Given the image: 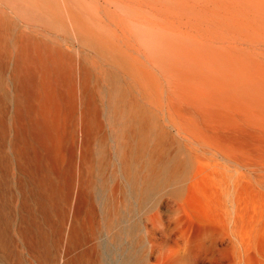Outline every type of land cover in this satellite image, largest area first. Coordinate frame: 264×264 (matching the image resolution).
I'll use <instances>...</instances> for the list:
<instances>
[{
    "label": "bare ground",
    "instance_id": "1",
    "mask_svg": "<svg viewBox=\"0 0 264 264\" xmlns=\"http://www.w3.org/2000/svg\"><path fill=\"white\" fill-rule=\"evenodd\" d=\"M201 183L232 263L264 264V0H0L1 253L55 238L100 264L104 228L118 264H151ZM128 199L147 221L113 233Z\"/></svg>",
    "mask_w": 264,
    "mask_h": 264
},
{
    "label": "rangeland",
    "instance_id": "2",
    "mask_svg": "<svg viewBox=\"0 0 264 264\" xmlns=\"http://www.w3.org/2000/svg\"><path fill=\"white\" fill-rule=\"evenodd\" d=\"M65 47H72V46L66 45ZM86 58L90 60L92 63L96 62V59H94L92 56L91 58L89 56H87ZM10 73L11 71L7 73L4 76V78L9 77ZM118 77H116L115 80H117L118 82L119 89L123 90V88L125 87V83L123 80L124 78L120 75ZM91 86L92 87L96 86V77L94 75L92 76V79H91ZM9 91H11V89H9ZM107 92L108 90L106 89L105 93ZM110 113H111V108L106 105L105 115L103 117V120L106 121L108 125H109L108 117ZM105 130L108 131V127H106ZM110 144L112 145V143ZM65 158H68V157L66 156ZM113 169H114V162L110 168V171ZM76 174H77V170H76V167H74L73 177L76 176ZM112 186H113L112 182L106 184L105 193L108 194L110 190L112 189ZM171 188L172 187H170V189ZM205 191L206 190L203 186V183H201V185L195 189L194 194L185 199V203L183 206L184 210H183V214L181 217L182 223L180 226L181 228H179V230L184 229L187 232L185 236L187 238V249H186V254L188 253L187 254V264H227V263L233 264L232 262L234 259V253H233L234 250H233V246H232V243L229 237L226 236L225 234H222L221 228H219L218 226L205 224L200 219L199 215L201 212H203L202 206H204V201L206 200ZM162 199L166 200L167 198L162 197ZM103 202L104 201H101L100 203V201H98L97 205H100V206L104 205ZM193 203L196 205V207ZM126 205H127L126 207L121 206V208L123 209L119 210L120 215L122 216L123 223L120 224L118 227L116 226V228H114L113 230V233L119 232V230L121 229L127 230L129 226L137 222L145 225L147 221L148 215L146 214V211L144 210L143 207H140L138 205L136 200L128 199ZM162 210H163L162 215H161L162 224H166V225L170 224L171 227H173L174 224L172 223L171 212L169 211L168 208H162ZM250 214L252 216L256 214L254 208L251 210ZM179 230L177 233L168 234V235L163 234L162 231L160 230L158 231L157 236L158 235L159 236L158 238L156 236V238L158 239L156 240V242L158 241L159 242L157 243L158 245H156L157 247L155 246L156 250L154 249V251L151 253V258H150L151 264H171L174 262V259L172 256L173 253L172 252L169 253L168 250L173 251L172 249H176V248L180 249L181 247H184L185 245L184 239L181 237ZM206 231H210L211 233L207 234ZM263 231H264V228H263ZM106 232L107 231L103 228V232L99 234L100 241H99V247H98V258L100 260V264H114V262L115 264H118L119 257L118 255H116L117 253H113V252H116V249L110 248L109 243H106L109 241V238L111 237V235L108 234V232L107 233ZM160 238L161 239L163 238L165 240L164 244H163L164 240L163 239H162L163 241L159 240ZM172 239L177 241L176 244H174L175 241ZM6 240L7 242H11V243H16V242L20 243L21 241L15 235L9 236ZM48 241L49 243H51L52 246L50 247L49 250L42 251L40 254L29 252L28 250H25L24 248H19V250L16 252H9V251L7 253L0 252V264H5V262L6 264H61V262L63 264V260H61L60 252L57 249V241L55 240V238H50ZM160 243H162L163 245H161ZM177 243L179 247L171 248V247L176 246ZM168 245L171 247L168 248ZM163 256H166L164 258H167V260L163 259ZM158 258L161 261L157 260ZM114 259H116L117 261H115Z\"/></svg>",
    "mask_w": 264,
    "mask_h": 264
}]
</instances>
